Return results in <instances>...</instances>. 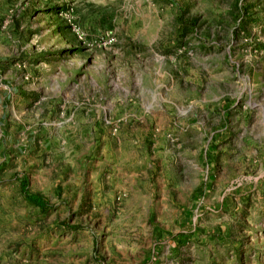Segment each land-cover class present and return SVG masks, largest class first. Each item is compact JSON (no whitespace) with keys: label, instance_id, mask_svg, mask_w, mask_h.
Here are the masks:
<instances>
[{"label":"rangeland","instance_id":"obj_1","mask_svg":"<svg viewBox=\"0 0 264 264\" xmlns=\"http://www.w3.org/2000/svg\"><path fill=\"white\" fill-rule=\"evenodd\" d=\"M0 264H264V0H0Z\"/></svg>","mask_w":264,"mask_h":264},{"label":"trees","instance_id":"obj_2","mask_svg":"<svg viewBox=\"0 0 264 264\" xmlns=\"http://www.w3.org/2000/svg\"><path fill=\"white\" fill-rule=\"evenodd\" d=\"M21 191L23 195L25 196L26 200L29 201L31 204L40 207L43 211L48 210V203L45 196L38 194V193H32L29 191L28 187V180L26 177H22L21 179ZM200 188L196 189V193H199ZM185 240V237H178L177 242L181 243Z\"/></svg>","mask_w":264,"mask_h":264},{"label":"crops","instance_id":"obj_3","mask_svg":"<svg viewBox=\"0 0 264 264\" xmlns=\"http://www.w3.org/2000/svg\"><path fill=\"white\" fill-rule=\"evenodd\" d=\"M104 109V108H103ZM105 110V109H104ZM131 112V114H132V111H130ZM137 117H139V116H137Z\"/></svg>","mask_w":264,"mask_h":264},{"label":"built area","instance_id":"obj_4","mask_svg":"<svg viewBox=\"0 0 264 264\" xmlns=\"http://www.w3.org/2000/svg\"><path fill=\"white\" fill-rule=\"evenodd\" d=\"M114 130H116V128H114Z\"/></svg>","mask_w":264,"mask_h":264}]
</instances>
